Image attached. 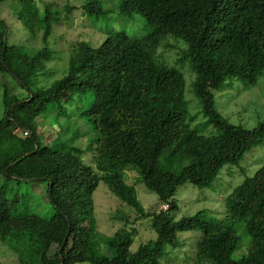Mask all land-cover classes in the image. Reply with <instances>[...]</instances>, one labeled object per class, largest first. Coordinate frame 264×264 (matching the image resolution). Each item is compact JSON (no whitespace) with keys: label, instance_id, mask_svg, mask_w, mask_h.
Instances as JSON below:
<instances>
[{"label":"trees","instance_id":"trees-1","mask_svg":"<svg viewBox=\"0 0 264 264\" xmlns=\"http://www.w3.org/2000/svg\"><path fill=\"white\" fill-rule=\"evenodd\" d=\"M17 1V20L30 35L41 34L42 42L38 49L11 44L7 35L4 39L6 27L0 21V74L9 75L23 93L2 85L0 139L19 129L30 137L32 147L13 150L11 140L0 156V242L11 248L19 264H160L163 246L173 245L176 234L187 231L202 233L198 259L264 264V163L221 195L222 220H202L201 212L178 221L169 215L177 208L171 198L179 185L210 187L225 165L237 163L264 139V122L253 129L232 125L216 110L213 94L234 82L251 85L264 73V0H116L122 14L135 7L150 30L130 37L110 29L97 46L75 41L66 72L48 87H38V77L47 73L45 63L54 54L49 38L54 25L76 7L44 2L39 8L35 0ZM101 4L90 0L82 9L87 15H101ZM159 49L176 51L173 64ZM184 66L195 73L192 93L199 104L189 119ZM80 99L82 108L74 104ZM71 106L96 135L94 167L82 161L81 149L74 146L78 136L57 140L61 144L54 149L35 135L34 121L44 111L52 107L57 119H70ZM200 115L204 122L197 123ZM200 123L213 125L216 133L203 135ZM127 170L138 172L142 184L167 208L146 213L134 187L123 178ZM100 179L135 210L132 224L151 217L154 242L131 252L135 229L124 228L102 240L110 256L98 252L95 236L78 251L68 250L73 232L90 215ZM11 182L16 187H8ZM35 182L46 184L53 208L49 217L17 212L30 195L20 187ZM238 224L244 226L249 243L236 261L231 257L239 243Z\"/></svg>","mask_w":264,"mask_h":264},{"label":"rangeland","instance_id":"rangeland-1","mask_svg":"<svg viewBox=\"0 0 264 264\" xmlns=\"http://www.w3.org/2000/svg\"><path fill=\"white\" fill-rule=\"evenodd\" d=\"M38 7L42 8L44 2H54L55 6L63 7L65 5L75 6L76 9L70 14L69 18H63L62 21L55 24L53 33L48 41V47L54 49V54L49 62L45 63L46 74L39 75L38 87H48L53 81L59 79L66 72L69 50L75 41H86L92 45H99L106 38V31L114 29L116 31H125L130 37H141L150 30L147 20L136 12L135 7L128 10L126 14L119 12L116 0H100L103 13L101 15H87L82 6L90 0H35ZM54 6V7H55ZM20 4L17 0L0 2V21L4 22L6 35L9 43L24 45L31 49L42 47L41 34L30 35L23 29L17 20V12ZM171 41V40H170ZM173 42V41H172ZM163 53L164 60L168 64H173L176 58V51L158 50ZM185 75V101L189 102L187 106L186 118H191L196 113L198 100L192 93V83L195 73L191 72L188 66L182 68ZM8 84L16 94H23L16 86L14 80L7 74H0V119L4 114L2 105V85ZM215 96V107L219 114L232 125L240 126L244 129L256 128L264 122V73L251 85L241 82H234L227 87L213 90ZM82 100L73 102L76 107H83ZM197 104V105H196ZM74 110L72 118H56V110L52 107L43 112L35 121V135L40 143L51 148L60 147V142L65 141L73 135L78 136L73 142L74 146L81 149L82 161L90 166L95 165V139L96 135L92 132L85 120L77 118V109ZM200 115L198 122H204V117ZM200 132L203 135H213L216 129L213 125L203 127L200 123ZM197 125L193 126L194 128ZM73 134V135H72ZM22 130L17 129L15 133L2 136L0 139V156L6 148L29 150L31 149V140ZM7 161V158L5 159ZM264 163V139L261 143L254 145L250 151L245 153L235 164L225 165L214 179L212 185L207 188H199L186 182L176 188L171 200L175 201L177 208L169 212L174 221L182 217L194 216L201 212L200 218L208 221H219L224 218V204L220 200L223 193H229L236 185L242 182L244 177L252 176L258 168ZM1 164V163H0ZM123 178L129 185L135 189L136 197L144 208L146 213L154 214L159 210H165L154 192L149 191L141 182L138 172L127 170L122 172ZM100 174L99 176H101ZM3 178L0 174V185ZM8 187H16L14 182L9 183ZM21 193L28 191L29 201L27 205L20 203L17 212L25 210L36 213L41 216L49 217L53 208L49 203L46 193V184L44 182H35L27 186L20 187ZM137 213L132 207L121 202L106 187L102 179L92 194L91 212L87 220L78 226L73 232L68 250L78 251L83 242L92 236L99 238L98 252L100 254L112 255L103 244V239L112 236L121 229H135L132 238L130 251L135 252L141 245L154 242L157 239V233L152 227L151 217L140 219L134 224L131 222ZM127 220H129L128 223ZM237 234L239 243L232 255V259L239 261L246 254L249 237L246 235L244 226L237 225ZM202 237L200 231L178 232L176 241L172 244L163 246L162 256L158 260L160 264H214L213 261L206 258H197L196 245ZM0 264H19L17 256L5 243L0 242ZM87 264V263H83Z\"/></svg>","mask_w":264,"mask_h":264},{"label":"water","instance_id":"water-1","mask_svg":"<svg viewBox=\"0 0 264 264\" xmlns=\"http://www.w3.org/2000/svg\"><path fill=\"white\" fill-rule=\"evenodd\" d=\"M6 38V34L4 35V39ZM62 259L60 258V261H61Z\"/></svg>","mask_w":264,"mask_h":264}]
</instances>
